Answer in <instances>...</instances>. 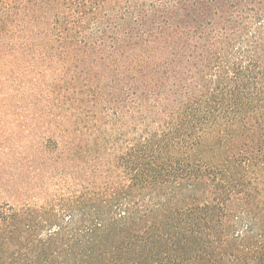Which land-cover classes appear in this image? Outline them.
<instances>
[{
  "label": "trees",
  "instance_id": "16d2710c",
  "mask_svg": "<svg viewBox=\"0 0 264 264\" xmlns=\"http://www.w3.org/2000/svg\"><path fill=\"white\" fill-rule=\"evenodd\" d=\"M3 61L0 264H264V0H0Z\"/></svg>",
  "mask_w": 264,
  "mask_h": 264
},
{
  "label": "rangeland",
  "instance_id": "374dc122",
  "mask_svg": "<svg viewBox=\"0 0 264 264\" xmlns=\"http://www.w3.org/2000/svg\"><path fill=\"white\" fill-rule=\"evenodd\" d=\"M10 68H13L12 65H9V64L5 63V61H3V62L0 63V70H1V71H4V73L7 72ZM13 72H14L13 75L15 76L16 73L19 72V71H18V69L15 70V68H13ZM8 74H9V73H7V75H8ZM14 76H13V79H15ZM7 78H8V80L5 81V83H4V92H5V93L9 92L10 89H12L13 87H15V88H14L15 90H18V88L16 87L17 84H18V82L11 83L12 76H11V77L8 76ZM0 81H1V80H0ZM2 82H4V81L2 80L0 83L2 84ZM1 84H0V85H1ZM16 92H18V91H16ZM9 94H12V93H9ZM14 94H15L16 97H14V98L11 100V103H13L14 106L16 107L17 104H18L17 101L20 100V98H19L20 95H19L18 93H14ZM5 95H6V94H5ZM17 96H18V97H17ZM4 97H5V96H4ZM3 100H4V98L1 97V99H0V104H1V105H2V104H8V101H7V100H6V101H3ZM15 107H14V109L12 110V111H14V113H13L11 119H10V114L8 115L7 112H4L3 110L0 109V123L4 125L3 128L0 126V127H1L0 129H2V131H4V132H5V131H8V129H9L10 127H13V128L18 127V123L22 120L21 116H22V114H24L23 111L21 110V108H20V109H17V108H15ZM17 107H19V106H17ZM4 116H5V117H4ZM10 121H11V122H10Z\"/></svg>",
  "mask_w": 264,
  "mask_h": 264
}]
</instances>
